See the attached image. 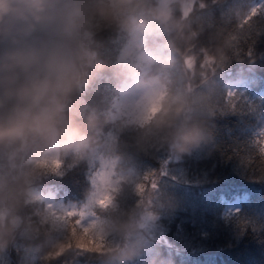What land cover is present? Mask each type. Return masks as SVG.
I'll return each instance as SVG.
<instances>
[{
    "label": "clouds",
    "instance_id": "1",
    "mask_svg": "<svg viewBox=\"0 0 264 264\" xmlns=\"http://www.w3.org/2000/svg\"><path fill=\"white\" fill-rule=\"evenodd\" d=\"M194 4L0 0V259L21 241L40 264L141 255L136 199L153 172L141 158L179 159L212 139L200 113L221 85L206 68L228 55L199 46ZM77 169L85 198L65 204L46 181Z\"/></svg>",
    "mask_w": 264,
    "mask_h": 264
},
{
    "label": "trees",
    "instance_id": "2",
    "mask_svg": "<svg viewBox=\"0 0 264 264\" xmlns=\"http://www.w3.org/2000/svg\"><path fill=\"white\" fill-rule=\"evenodd\" d=\"M257 1L195 0L189 18L199 46L223 48L228 55L223 68H206L208 76L215 70L214 78L221 85L203 101L200 113L212 139L179 159L166 152L155 153V158L142 157L144 170L151 167L153 172L144 181V194L136 199V206L145 212L157 201L153 184L160 179L168 181L163 168L179 166L180 179L174 173L169 179L175 185L173 190L184 194L166 191L169 203L176 206L168 209L169 218H164V246L187 247L182 257L172 256V250H158L150 262L134 260L132 264H160L161 260L170 264H264V10L249 13ZM99 39L111 49L115 33L104 32ZM235 80L249 81L246 95L235 98L227 93ZM46 187L69 204L84 200L88 184L84 171L77 169L63 178H51ZM177 197L186 199L173 200ZM237 197L244 198L243 207L230 216L224 211L226 201ZM80 244L92 246L91 241L81 240ZM20 252L10 250L0 264H40L35 246L21 241ZM88 261L91 264L96 259L80 263Z\"/></svg>",
    "mask_w": 264,
    "mask_h": 264
},
{
    "label": "rangeland",
    "instance_id": "3",
    "mask_svg": "<svg viewBox=\"0 0 264 264\" xmlns=\"http://www.w3.org/2000/svg\"><path fill=\"white\" fill-rule=\"evenodd\" d=\"M170 1L175 3V0H169V2ZM262 6H264V0H260L258 3L254 5L253 9L250 11V15L256 13L258 10H261ZM248 90H249V81L247 80H235L229 85L228 88H226L227 93L231 97H235V98H239L244 94L246 95L247 94L246 92ZM178 167L179 166L170 167L166 165L163 168V172L165 175H167L168 181L160 179L158 182H156L155 184L156 187L152 188L153 189L152 191L157 194V201L152 202V206L145 209V213H146L145 225L143 226V232L140 234V238L143 241V250L141 255L137 259H135L138 262H142V263L150 262L154 258L155 251L158 250L165 252L168 251V249L165 248L164 246L166 244L164 216L169 218L168 209H173L175 208L176 205L175 203H171V202L169 203L168 201L169 198L166 197V191H169V189L173 190L175 186V185L172 186L173 180H170L169 176H171L173 173L176 175L177 179H180V177L182 176V171L178 170L177 169ZM159 177L160 176H157V178ZM173 192L178 194H184L183 192L177 189H174ZM185 199L186 198L183 197H177L174 198L173 200L183 201ZM242 200H243L242 198H239V199H235V201L226 202L227 205L225 206L224 211L228 212L230 216H233L235 212H237L238 210L240 211L241 208L243 207L244 201L242 202ZM64 203L66 204V202ZM159 211H163V213H160ZM156 247L158 248L162 247V249H156ZM186 247H187L186 245L183 246L175 245L173 248H171V250L175 248V250H177V253L182 257L184 255L183 250H185ZM175 250H172V256L173 254L176 255ZM89 262L90 261H88V264ZM80 264H86V263H80ZM91 264H97V261L92 262Z\"/></svg>",
    "mask_w": 264,
    "mask_h": 264
},
{
    "label": "bare ground",
    "instance_id": "4",
    "mask_svg": "<svg viewBox=\"0 0 264 264\" xmlns=\"http://www.w3.org/2000/svg\"><path fill=\"white\" fill-rule=\"evenodd\" d=\"M151 208H152V207H151ZM151 208H150V209H151ZM159 212H160V213H163V211H159ZM164 214H165V213H164ZM164 214H163V215H164ZM164 217L167 218L166 216H164Z\"/></svg>",
    "mask_w": 264,
    "mask_h": 264
}]
</instances>
